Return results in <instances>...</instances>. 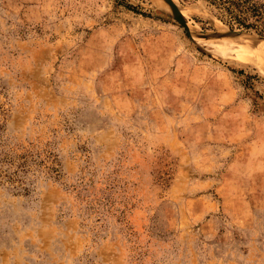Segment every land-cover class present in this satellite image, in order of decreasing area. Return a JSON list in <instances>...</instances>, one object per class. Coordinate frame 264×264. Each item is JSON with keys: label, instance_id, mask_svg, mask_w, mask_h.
I'll use <instances>...</instances> for the list:
<instances>
[{"label": "rangeland", "instance_id": "374dc122", "mask_svg": "<svg viewBox=\"0 0 264 264\" xmlns=\"http://www.w3.org/2000/svg\"><path fill=\"white\" fill-rule=\"evenodd\" d=\"M169 1L0 0V264H264V38Z\"/></svg>", "mask_w": 264, "mask_h": 264}, {"label": "trees", "instance_id": "16d2710c", "mask_svg": "<svg viewBox=\"0 0 264 264\" xmlns=\"http://www.w3.org/2000/svg\"><path fill=\"white\" fill-rule=\"evenodd\" d=\"M222 7L244 28H253L264 36V0H208Z\"/></svg>", "mask_w": 264, "mask_h": 264}, {"label": "bare ground", "instance_id": "6f19581e", "mask_svg": "<svg viewBox=\"0 0 264 264\" xmlns=\"http://www.w3.org/2000/svg\"><path fill=\"white\" fill-rule=\"evenodd\" d=\"M198 31V30H197ZM202 32V31H201ZM261 47H263L262 50H264V46H262L260 43H252V42H248V43H244L242 44V53L248 57L253 59L254 63L259 67V68H263V61L261 60V57L264 55L260 50ZM260 51V52H259ZM264 52V51H263ZM262 55V56H261Z\"/></svg>", "mask_w": 264, "mask_h": 264}, {"label": "water", "instance_id": "95a60500", "mask_svg": "<svg viewBox=\"0 0 264 264\" xmlns=\"http://www.w3.org/2000/svg\"><path fill=\"white\" fill-rule=\"evenodd\" d=\"M167 2L169 3V5L171 6V8L173 9V11H174V13H175V18H176V20H178V22H179L182 26H184V28L186 29V31L188 32V34L191 36V33H190V31H189V27H188V25H187V22H186L185 19L183 18V16L179 13V11L177 10V8L175 7V5H174L171 1L167 0ZM261 37L264 38L263 35H262Z\"/></svg>", "mask_w": 264, "mask_h": 264}]
</instances>
